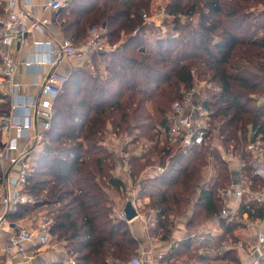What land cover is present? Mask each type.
I'll return each mask as SVG.
<instances>
[{"label": "trees", "instance_id": "1", "mask_svg": "<svg viewBox=\"0 0 264 264\" xmlns=\"http://www.w3.org/2000/svg\"><path fill=\"white\" fill-rule=\"evenodd\" d=\"M154 6L155 0H65L56 17L63 35L74 43L86 41L88 30L98 26L116 47L93 53L86 67L68 75L54 100L50 126L36 142L40 151L27 189L37 201L20 204L8 216L22 218L47 206L52 235L76 264H122L138 255L139 242L128 222L112 216L110 191L124 181L112 173L117 153L106 144L109 125L118 136L138 137L134 132L141 131L156 139L143 155L128 157L132 177L155 162L165 167L147 180L153 190L147 208L156 212L152 234L168 239L170 216L183 215L192 205L189 228L218 215L222 239L238 240L233 232L241 223L221 216L222 194L232 179L221 151L222 159L216 155L205 178L201 170L208 164L203 153L209 142L173 146L159 141L157 130L167 126L174 101L196 78H205L218 87L199 101L210 111V126L216 122L224 151H239L247 162V141L258 134L264 138V0H167L165 8L173 19L165 32L142 16ZM149 32L157 34L152 46L145 44ZM100 54L109 58L103 67L96 59ZM9 110V98L0 92V114ZM121 144L125 149L126 141ZM248 173L254 176L249 166ZM243 212L262 219L264 203L243 198ZM174 255L194 264L208 258L197 251L190 233L164 256ZM222 256L238 262L232 248Z\"/></svg>", "mask_w": 264, "mask_h": 264}, {"label": "built area", "instance_id": "2", "mask_svg": "<svg viewBox=\"0 0 264 264\" xmlns=\"http://www.w3.org/2000/svg\"><path fill=\"white\" fill-rule=\"evenodd\" d=\"M65 0H48L45 7L51 10L61 8ZM153 11V10H152ZM146 23L153 25L155 28H163L166 31L165 20L172 16L166 11L165 5H160L151 13H142ZM32 19V20H31ZM53 21L49 17L31 18L25 5H21L19 0H8L4 10L0 12V92L7 95L10 101V110L0 114V131L7 135L14 131L15 135L10 137L4 136L0 140V161L7 159L9 164L17 165V173L13 177H3L0 181V228L8 212H15L20 204H34L37 201L27 189L28 176L33 168V152L30 146L21 149L19 141L28 137L32 143L36 144L37 140L43 138L44 131L50 126V120L53 114V103L56 96L61 92L63 84L68 76L60 74L56 69H51L45 76L41 91L47 97L42 98L39 102L32 99L21 101L17 98L19 94V83L15 80V73L18 69V61L15 60L6 48L13 43L22 46L30 29L43 32L45 27ZM140 28L137 27L133 34H137ZM104 29L93 26L88 30V39L82 44H77L69 38L62 41L53 40H35L34 47L47 50L48 57L28 58L24 60L27 67L49 64L52 67L57 65L63 58L86 57L93 53H106L115 49L116 44H110L103 37ZM202 86H213L212 81H203ZM199 90L196 87L184 92L183 97L176 100L171 111L167 115V126L162 128L169 145L178 147H188L192 145H201L207 143L215 128H211L209 119L210 111L197 102ZM41 128L34 135L33 132L37 127ZM109 146V142L106 141ZM120 146V145H119ZM117 154H123L122 146L114 149ZM247 154V162H244L242 155H230L238 160L241 165H246L251 169V173L264 180V138L262 134L250 138L244 149ZM15 152V154H11ZM225 158V156H223ZM226 159V158H225ZM126 172L129 170L127 161ZM146 170L152 174L160 175L165 171V167L157 164L148 167ZM145 170V171H146ZM144 171V172H145ZM124 189L128 191V200H131L133 206L140 213L143 203L135 198L139 193V188L134 185L132 179L124 182ZM232 194L236 198L243 197L247 194L251 200L258 203H264V190H251L248 185L236 187ZM134 196V197H133ZM228 214L227 207L221 211V216ZM113 217L126 220L124 211L114 212ZM251 227L255 226V219L247 218ZM52 225L53 217L43 212L37 219V222L31 225H22L9 235V237L0 242V256L14 254L20 259L30 257L31 247H47L52 243ZM264 232L256 233V240L247 248L251 255H254L253 264H261L260 257L264 254ZM69 264H76L73 256L69 257ZM122 264H145L143 258L139 255L131 257ZM175 264H190L184 261H177Z\"/></svg>", "mask_w": 264, "mask_h": 264}, {"label": "crops", "instance_id": "3", "mask_svg": "<svg viewBox=\"0 0 264 264\" xmlns=\"http://www.w3.org/2000/svg\"><path fill=\"white\" fill-rule=\"evenodd\" d=\"M6 1L8 0H0V4L4 3L5 6ZM47 1L48 0H19L21 5L26 6L31 18L49 17L53 22L45 27L43 32L30 29L27 34L26 41L22 46H19L17 43H13L11 46L6 48V51L18 61V69L15 73V80L19 83V94L17 98L21 101L32 99L35 102H39L42 98L47 97L42 94L41 84L51 69H56L60 74L68 76L74 69L86 67L92 61L93 56L90 57L89 55L86 57L63 58L53 67L49 64L38 65L31 68L25 66L23 61L28 58L48 57L47 50L40 48L37 51L33 45L35 40L62 41L67 39V37L63 35L56 19L61 8L56 11L46 8L45 5ZM167 20H169V24L171 20L169 18ZM168 24L165 20V24H163V26H167L166 30L170 29ZM162 31L164 32L163 28ZM151 35L153 36V34ZM154 42L155 40L153 38L150 45L152 46ZM98 57L105 58V55L100 54ZM99 62H101V67H103L104 64L102 63L103 61L101 58ZM40 129L41 128L37 124L33 135L37 131H40ZM14 135V131L8 134L10 137ZM4 136L8 137L4 134L1 135L2 138H4ZM32 141L33 140L28 137L23 138L19 141V147L23 149L24 147L30 146L31 151L34 150L32 152H38L40 150L39 145L37 143H32ZM11 154L13 155L15 152H11ZM117 155V159L120 164H115V168L112 173L115 177L124 181V179L127 178L126 160L119 159L125 156L124 151L122 155ZM118 161L116 160V162ZM226 161L231 165L233 184L225 191L224 195H222L226 198L224 206L228 209V218L235 220L237 223H241L233 232L235 237L238 238L236 241L231 239H222L221 235L224 232V228L220 224L218 215L206 220L202 223V225L189 228L187 222L192 212V206H190L187 213L181 217H175L173 215L170 216V219L173 220V226L171 227L168 239L163 240L159 236L152 234L151 227H154L153 225L155 224L156 212L151 208H147L151 200L150 195L153 192L151 186L147 184V180L156 174H152L149 170H143L138 175L137 178L140 181H145V184L141 187V189L137 186L140 191L135 195V198H138V201L143 203V205L140 208V213L137 217L126 221L128 222L133 235L139 242L138 255L143 258L145 264H175L177 261L194 264L184 255L178 257H175V255L172 257L164 256L168 253L172 244L179 242L189 233L193 239H195L197 251L208 257L206 260L197 262L196 264H253L254 255H251L247 248L250 244L255 242L256 233L264 232V218H254L255 226L251 227L248 224L249 221L247 220V213H240L241 200L244 198V200L248 202L251 199L247 194H244L243 197L236 198L234 194H232V191L238 187L239 184L240 186L248 185L250 189L254 191L264 190V180H260L258 177H252L251 174L248 173V166L241 165L234 155H228ZM127 164H129L128 159ZM0 167L3 177L5 178H7V176L13 177L17 173V165L15 166L9 164L7 159L0 161ZM127 181L130 180L127 179ZM256 182H260L261 184H256ZM114 193L116 194L114 195ZM110 198L112 200L113 211L117 213L122 212L126 202L128 201V197L125 196L120 189H112L110 191ZM46 209L47 206L39 207L35 212L17 219H12V217H10L11 215L8 216V214L12 213L8 212L4 221L1 223L0 242H4V240H6L10 234L18 230L20 226L36 223L38 217L45 212ZM147 209H149L150 213L146 216ZM230 248L233 249L236 258H238V262L228 258H222V254ZM29 252L30 257L28 259H20L14 254L2 255L0 256V264H69V255L63 242L55 239V237H53L52 243L49 246L39 248L31 247ZM262 257L264 258V254L260 257L261 264H264V262L261 261Z\"/></svg>", "mask_w": 264, "mask_h": 264}, {"label": "rangeland", "instance_id": "4", "mask_svg": "<svg viewBox=\"0 0 264 264\" xmlns=\"http://www.w3.org/2000/svg\"><path fill=\"white\" fill-rule=\"evenodd\" d=\"M167 2V0H156L155 2V6L153 8V11L155 10L156 7L160 6V5H165ZM264 8V7H262ZM152 11V12H153ZM170 19V17H168ZM167 18V19H168ZM167 24L169 22V20H167ZM173 19V18H172ZM172 21V20H171ZM171 23L168 24V27H170ZM98 27V26H96ZM155 35L157 34H154L153 36L151 35V33H146L145 35V44L146 46H149L153 40V38L155 37ZM78 44V43H77ZM103 61L102 63L104 64L105 61L109 58H107V55L106 57H98L97 56V61H98V64L100 65L101 62H99V60ZM104 58V59H103ZM198 76V75H197ZM203 81H209L205 78H196L194 83H193V87H196L197 90H199V94L197 96V102L201 101L204 97H206L207 95V90H215L218 89L217 85H215L213 82V86H202V83ZM208 97V95H207ZM175 102V101H174ZM211 126L215 127L216 126V122H213L211 124ZM157 130V129H156ZM158 134L160 137L162 138H159V141L160 139H165L164 135L162 134V130L158 129ZM160 132V133H159ZM134 134H141V136H138V137H135V136H132V137H125V136H118L116 134H114V132L111 130V126L109 125V128L107 129V132H106V141H109V147H111L112 149H119L120 146H122L121 144V141H126V147L125 149H123L124 151V154L125 156L123 158H119L120 160H126L128 159L129 155H143V153L145 151H147L149 145H150V141H156V139L153 137V138H150L149 135H147L146 133H143V132H137L135 131ZM1 131H0V138L2 139L1 137ZM134 137V138H133ZM133 139V140H132ZM118 141V142H116ZM210 146H208V149L209 150H204V158L207 160L208 164L206 166H203L202 167V175H204V177H209V175L212 173L213 171V167H214V164L217 162V157L216 155H219L220 158L222 159V156L220 155V152L223 154V156H225V158H228V155L231 154V150H225V147L223 146V143L221 141V135H220V132L218 130V126L215 127V130L213 131V135L211 136V139L208 141ZM120 145V146H119ZM123 148V146H122ZM211 149V150H210ZM34 151V150H32ZM38 151V150H36ZM40 151V150H39ZM39 151L38 152H33V155H32V162L35 164L36 163V159L37 157L39 156ZM234 155H240V152L239 151H236L234 152ZM118 156V155H117ZM118 161V159H117ZM118 163V165L120 164L119 161L116 162V164ZM157 165L158 162H155L153 165H149L148 167L150 166H154V165ZM128 167H129V164H128ZM229 171L231 170V165L229 163ZM231 177H232V173H231ZM127 179H132V181L134 182V185L135 186H138L140 189L141 187H143V185L145 184V181H140L137 177H132L131 173H130V168L129 170H127V178L124 179V182L127 181ZM233 179H231V183H230V186L233 184ZM256 184H261L260 182H256ZM151 185V184H150ZM139 189V191H140ZM229 189V188H228ZM114 190V189H113ZM120 191L128 197V191L124 189V185L120 188ZM225 193V192H224ZM223 193V195H224ZM116 193H114L115 195ZM224 197V196H223ZM246 198V197H245ZM224 199L226 200V198L224 197ZM192 206V205H191ZM115 211H113L114 213ZM150 213L149 209L146 210V216ZM184 215V214H183ZM183 215H180L178 217H181ZM226 219V218H225ZM190 256V255H189ZM192 259H194L195 257H190Z\"/></svg>", "mask_w": 264, "mask_h": 264}, {"label": "water", "instance_id": "5", "mask_svg": "<svg viewBox=\"0 0 264 264\" xmlns=\"http://www.w3.org/2000/svg\"><path fill=\"white\" fill-rule=\"evenodd\" d=\"M123 211L125 213L126 220H132L133 218L138 216V212L133 206V203L131 200H128L126 202Z\"/></svg>", "mask_w": 264, "mask_h": 264}]
</instances>
